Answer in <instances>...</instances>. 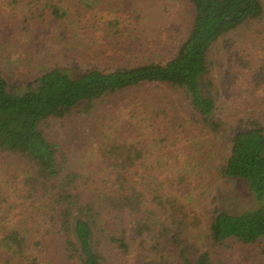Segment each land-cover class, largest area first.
<instances>
[{
  "label": "trees",
  "instance_id": "obj_1",
  "mask_svg": "<svg viewBox=\"0 0 264 264\" xmlns=\"http://www.w3.org/2000/svg\"><path fill=\"white\" fill-rule=\"evenodd\" d=\"M186 1L190 28L166 61L78 74L53 67L19 85L0 69V264H116L113 252L132 264H225L216 246L264 243V120L247 114L231 134L210 94L213 46L261 21L264 0ZM52 13L65 14L57 5ZM256 77L264 86V62ZM146 86L160 100L120 129L106 117L83 159L44 130L50 118L91 116ZM225 180L246 183L260 205L230 212L212 205L215 196L205 205Z\"/></svg>",
  "mask_w": 264,
  "mask_h": 264
},
{
  "label": "rangeland",
  "instance_id": "obj_2",
  "mask_svg": "<svg viewBox=\"0 0 264 264\" xmlns=\"http://www.w3.org/2000/svg\"><path fill=\"white\" fill-rule=\"evenodd\" d=\"M11 1L0 0V69L11 85L34 80L53 67L78 74L93 67L112 70L151 60L166 61L191 23L192 7L186 0ZM53 5L65 12L62 18L52 13ZM210 60V77L218 89L210 94L219 98V116L227 121L229 133L238 129L239 119L247 114L264 120V86L256 77L264 62V18L223 36L213 46ZM152 89L146 86L118 93L91 116L74 113L64 119L50 118L43 124L44 130L67 146L74 157L83 159L96 147L95 136L101 137L106 117L115 119L111 125L120 129L134 112L151 108L154 100H160ZM178 102L179 98L175 104L184 113ZM205 167V171L211 168ZM191 181L190 191L198 194V185L205 183L203 174L193 175ZM219 186L207 193L211 195L205 205L214 196L212 205L230 212L260 205L246 183L225 180ZM197 194L196 199H202ZM110 257L112 263L132 264L116 252ZM214 258L225 264H264V243L216 246Z\"/></svg>",
  "mask_w": 264,
  "mask_h": 264
}]
</instances>
